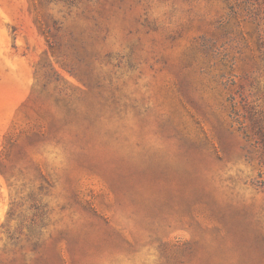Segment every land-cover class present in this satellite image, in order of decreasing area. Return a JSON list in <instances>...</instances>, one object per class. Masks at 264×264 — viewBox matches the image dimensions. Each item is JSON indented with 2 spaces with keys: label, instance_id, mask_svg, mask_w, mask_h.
Returning <instances> with one entry per match:
<instances>
[{
  "label": "rangeland",
  "instance_id": "obj_1",
  "mask_svg": "<svg viewBox=\"0 0 264 264\" xmlns=\"http://www.w3.org/2000/svg\"><path fill=\"white\" fill-rule=\"evenodd\" d=\"M0 264H264V0H0Z\"/></svg>",
  "mask_w": 264,
  "mask_h": 264
}]
</instances>
